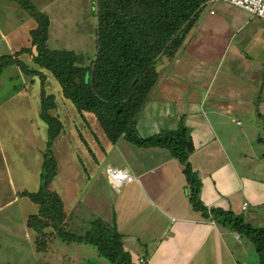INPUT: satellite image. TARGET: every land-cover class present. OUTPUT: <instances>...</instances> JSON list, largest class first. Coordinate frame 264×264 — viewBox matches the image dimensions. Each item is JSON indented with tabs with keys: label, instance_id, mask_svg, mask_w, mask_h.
<instances>
[{
	"label": "crops",
	"instance_id": "crops-1",
	"mask_svg": "<svg viewBox=\"0 0 264 264\" xmlns=\"http://www.w3.org/2000/svg\"><path fill=\"white\" fill-rule=\"evenodd\" d=\"M205 8L183 33L177 51L159 58L158 81L137 128L141 132L151 126L142 137L174 131L184 116L195 146L189 161L201 179L204 206L245 214L250 223L264 217V21L227 3L208 0ZM153 149L151 158L157 164L151 171L157 175L151 191L159 202L153 216L136 223L118 211L104 219L116 223L133 261L207 264V256L220 253L218 264H239L237 259L231 261V249L235 257H243L242 250L236 252L243 249L242 243L227 244V238L232 234L237 241L242 236L196 212L180 162L166 149ZM0 162L5 166L1 148ZM8 184L9 190L14 188ZM175 185L184 199L172 206ZM180 206L185 210L180 211ZM251 207L255 212H248ZM81 219L76 216L75 223ZM141 245L150 246L143 251ZM67 253L70 261L78 256L71 249ZM51 255L56 259L55 252Z\"/></svg>",
	"mask_w": 264,
	"mask_h": 264
},
{
	"label": "rangeland",
	"instance_id": "rangeland-1",
	"mask_svg": "<svg viewBox=\"0 0 264 264\" xmlns=\"http://www.w3.org/2000/svg\"><path fill=\"white\" fill-rule=\"evenodd\" d=\"M31 1L50 19V48L75 50L84 54L89 62L95 59V0ZM205 10L208 8L202 11ZM36 26L29 11L20 8L17 2L0 0V56L13 55L21 47L29 46V31ZM20 58L27 69L32 68L36 73L25 74L11 65L0 75V148L5 159V166L0 162V206L4 207L0 210V264H11L12 261V264H111L98 256L96 247L59 243L57 238L49 240L45 252L39 251L37 233L30 231L26 225L27 216L36 212L37 206L20 195L24 191L39 190L47 143V125L39 116L42 88L46 95L54 96L56 107L49 112L63 125L62 133L52 145L58 171L50 188L61 195L65 212L75 214L78 220L81 217L88 218L89 215L110 220V216L114 217L118 211L126 213L136 223L142 217L150 219L155 213V203H159L151 191V183L157 175V171H151L157 164L151 158V152L155 149L138 147L125 140L111 143L93 114L83 117L64 98L62 87L51 72L37 65L26 54ZM180 118L183 121L184 116ZM146 119L149 120L150 116ZM150 127H143L139 134L146 136L151 131ZM83 139L88 142L93 154ZM110 168H128L136 180L117 191L111 187L107 174ZM159 173L161 176L160 169ZM9 181L14 185L10 190ZM172 190L174 196L171 194L173 201L170 203L177 206L184 195L180 193L178 185ZM249 209L248 212H255L252 207ZM179 210L184 211V206H180ZM245 217L247 215L244 214ZM249 224L263 228L264 217L250 219ZM231 235L227 238V244L242 243L243 249L235 251L244 252L243 257H235L231 249V261L259 264V256L251 240L242 236L234 241ZM149 246L144 248L141 245L140 249L144 251ZM70 249L75 255L78 254L72 261L67 253ZM54 252L56 259L51 255ZM219 254L207 256V264H218L221 261Z\"/></svg>",
	"mask_w": 264,
	"mask_h": 264
},
{
	"label": "trees",
	"instance_id": "trees-1",
	"mask_svg": "<svg viewBox=\"0 0 264 264\" xmlns=\"http://www.w3.org/2000/svg\"><path fill=\"white\" fill-rule=\"evenodd\" d=\"M12 1L28 10L37 26L29 31V46L21 47L13 55L0 56V75L11 65L25 74L36 73L32 68L27 69L21 60L26 54L53 74L64 98L80 115L96 117L111 143L125 140L138 147L170 151L182 166L192 208L206 219L210 220L211 216L218 226L250 239L259 264H264V227H255L232 211L204 206L200 198L202 182L189 161L195 146L184 121L180 120L174 131H162L149 137H142L137 128L158 81L159 58L177 51L183 33L197 21L208 0H95L97 52L90 62L75 50L50 48L49 17L31 0ZM55 107L54 96L46 95L42 88L39 116L47 125V143L40 187L36 192L24 191L20 195L37 206V211L27 216L26 225L37 233L38 250L45 252L49 240L57 238L65 244L96 247L98 256L111 264H137L125 249L124 237L115 222L93 216L75 223V214L65 212L61 195L50 188L58 171L52 145L63 131L61 121L49 112ZM83 141L93 154L88 142Z\"/></svg>",
	"mask_w": 264,
	"mask_h": 264
},
{
	"label": "built area",
	"instance_id": "built-area-1",
	"mask_svg": "<svg viewBox=\"0 0 264 264\" xmlns=\"http://www.w3.org/2000/svg\"><path fill=\"white\" fill-rule=\"evenodd\" d=\"M227 3L240 8L253 17L264 21V0H209V3ZM108 169V168H107ZM107 174L111 180V185L115 190H119L123 185L134 182L136 177L126 168H110ZM246 204L244 205L245 208Z\"/></svg>",
	"mask_w": 264,
	"mask_h": 264
}]
</instances>
